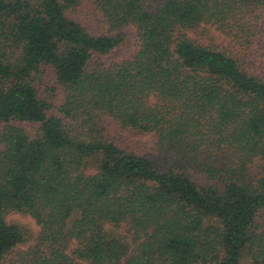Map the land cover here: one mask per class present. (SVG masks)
Masks as SVG:
<instances>
[{
    "label": "trees",
    "instance_id": "obj_1",
    "mask_svg": "<svg viewBox=\"0 0 264 264\" xmlns=\"http://www.w3.org/2000/svg\"><path fill=\"white\" fill-rule=\"evenodd\" d=\"M0 264H264V0H0Z\"/></svg>",
    "mask_w": 264,
    "mask_h": 264
},
{
    "label": "rangeland",
    "instance_id": "obj_2",
    "mask_svg": "<svg viewBox=\"0 0 264 264\" xmlns=\"http://www.w3.org/2000/svg\"><path fill=\"white\" fill-rule=\"evenodd\" d=\"M126 33L128 36L127 45L117 51L112 56L106 57L103 59V61L108 65H112L114 63H120L123 60H126L130 58L136 51V29L134 27H129L126 29ZM216 37L220 36L219 33L214 32L213 33ZM219 43H222V38L217 39ZM41 92L43 93L44 89L41 88ZM61 94L58 95V100L56 101V105L59 104V100L61 99ZM113 137L114 139H117L118 137H128L130 141L132 142V146L137 149H144L146 146L154 147L156 143V138L152 135H142L137 137H129L125 134L118 135V131H113ZM6 220L9 224H16L24 229H26L31 234L30 242L26 245H21L18 249V251H25L28 250L30 245L34 243V238L38 235L40 232V227L37 224V222L30 216L21 215L17 213H11L8 214L6 217ZM15 255H13L14 257Z\"/></svg>",
    "mask_w": 264,
    "mask_h": 264
}]
</instances>
